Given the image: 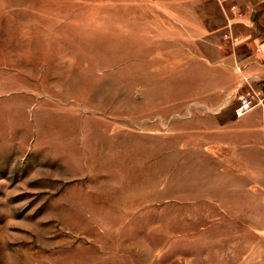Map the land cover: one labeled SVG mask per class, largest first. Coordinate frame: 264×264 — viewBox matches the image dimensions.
Wrapping results in <instances>:
<instances>
[{"label": "rangeland", "instance_id": "1", "mask_svg": "<svg viewBox=\"0 0 264 264\" xmlns=\"http://www.w3.org/2000/svg\"><path fill=\"white\" fill-rule=\"evenodd\" d=\"M221 4L0 0V264H264V82Z\"/></svg>", "mask_w": 264, "mask_h": 264}, {"label": "crops", "instance_id": "2", "mask_svg": "<svg viewBox=\"0 0 264 264\" xmlns=\"http://www.w3.org/2000/svg\"><path fill=\"white\" fill-rule=\"evenodd\" d=\"M221 2L222 22L241 47L234 54L235 59L246 62V74L264 82V0Z\"/></svg>", "mask_w": 264, "mask_h": 264}, {"label": "built area", "instance_id": "3", "mask_svg": "<svg viewBox=\"0 0 264 264\" xmlns=\"http://www.w3.org/2000/svg\"><path fill=\"white\" fill-rule=\"evenodd\" d=\"M239 72L241 71L240 68L237 69ZM256 104V103H255ZM254 104H252V100L249 98H245L243 102L240 103V105L235 109V116L237 118H240L247 114L249 110L251 111L253 109Z\"/></svg>", "mask_w": 264, "mask_h": 264}]
</instances>
